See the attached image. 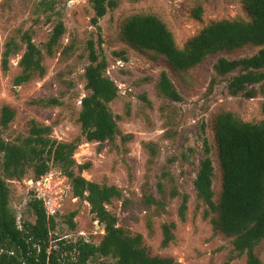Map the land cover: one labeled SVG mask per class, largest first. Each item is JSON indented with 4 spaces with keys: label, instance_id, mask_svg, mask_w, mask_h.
Masks as SVG:
<instances>
[{
    "label": "rangeland",
    "instance_id": "rangeland-1",
    "mask_svg": "<svg viewBox=\"0 0 264 264\" xmlns=\"http://www.w3.org/2000/svg\"><path fill=\"white\" fill-rule=\"evenodd\" d=\"M115 1L116 6L100 19V42L99 30L92 24L94 12L89 0H0V117L5 105L16 112L7 127L0 125L2 137L20 144L30 135L33 121L51 126L50 135L59 141L71 142L80 135V103L89 94L84 72L90 63L89 43L94 42L97 52L107 58L106 74L119 89L118 97L109 106L120 134L103 143L82 140L74 158L79 164L88 163L83 176L122 190V197L114 198L107 208L117 217L120 227L133 235L142 234L151 255L169 257L178 264H247L246 256L234 251L233 237L213 227L215 214L197 196L194 179L207 140L215 167L214 201L219 202L222 170L215 118L220 112H232L245 122L264 121V86L256 85L251 98L233 96L228 84L236 73L219 76L214 69L219 57H250L264 45L222 51L195 68L178 72L170 69L160 55L132 47L121 33L127 17L151 13L167 24L177 45L184 47L212 22L249 20L243 1ZM61 21L65 32L50 54L47 42ZM25 34H30L42 51L46 71L15 85V77L22 72L19 62L26 51ZM8 43L13 52L9 69L4 70L2 58ZM162 71L168 73L181 101L158 91ZM49 99L58 103H45ZM34 180L31 168L22 178H6L10 206L20 228L25 220L34 222L28 204L36 196L44 200L51 219L53 249L58 248L60 239L75 242L83 238L94 244L102 240L104 226L91 212L90 204L74 196L71 181L58 166L53 165L48 174ZM148 195L163 201L164 207L146 206ZM184 196L188 197V208L182 220L179 207ZM171 222L176 224L172 229L174 239L163 246V225ZM255 253L264 264V240L255 247ZM94 262L115 260L98 256Z\"/></svg>",
    "mask_w": 264,
    "mask_h": 264
},
{
    "label": "trees",
    "instance_id": "trees-1",
    "mask_svg": "<svg viewBox=\"0 0 264 264\" xmlns=\"http://www.w3.org/2000/svg\"><path fill=\"white\" fill-rule=\"evenodd\" d=\"M93 9L92 24L99 30L100 19L116 6L115 0H89ZM249 20H220L206 26L197 35L179 47L172 31L157 15L138 13L127 17L122 26V37L134 48L149 50L164 58L174 71L185 72L206 61L209 56L222 51H235L247 45H264V0H242ZM200 14V9L196 10ZM65 32L59 22L47 42L52 54ZM26 51L20 60L22 72L14 79L15 85L28 82L36 73L45 74L42 51L35 45L30 34L24 36ZM13 48L8 43L3 52L2 66L9 69V57ZM117 55H123V53ZM90 63L84 77L89 94L81 99L79 112L80 135L71 142L53 138L52 127L33 121L30 135L20 144L6 141L0 133V264H96L101 256L112 257L115 262L99 264H178L172 258L151 255L143 242L142 234H130L117 224V217L107 205L114 198L122 197V190L115 185H102L86 179L83 170L88 163L79 164L75 151L85 139L87 142L103 143L115 140L120 134L115 115L109 104L119 95L114 80L106 74L107 58L89 43ZM118 61H122L121 59ZM217 75L236 73L229 79L231 95L254 97L255 86H264V48L250 57L228 59L219 57L214 65ZM158 91L174 101L183 98L166 71L157 81ZM39 103H44L40 100ZM45 103L55 104L49 99ZM8 105L2 108L0 125L7 127L15 116ZM216 140L222 170V187L219 202L214 201L213 178L215 167L210 147L205 140L204 156L201 158L194 188L197 196L215 214L213 227L233 237L234 251L246 256L247 264H262L255 247L264 240V121L245 122L232 112L222 111L215 118ZM58 166L71 181L75 197L86 200L91 212L104 226L105 234L98 244L83 238L77 241L58 240V248L51 244L50 222L45 202L36 196L29 201L34 222L25 220L20 228L17 216L10 206V189L6 178H22L29 168L35 182ZM2 171V172H1ZM145 205L164 207V202L153 195L145 198ZM188 197L184 196L179 215L185 219ZM71 220V219H70ZM72 224V220L70 221ZM73 225V224H72ZM174 222L163 225V246L174 239ZM64 251L67 253L64 254ZM73 253V256L70 254Z\"/></svg>",
    "mask_w": 264,
    "mask_h": 264
},
{
    "label": "built area",
    "instance_id": "built-area-1",
    "mask_svg": "<svg viewBox=\"0 0 264 264\" xmlns=\"http://www.w3.org/2000/svg\"><path fill=\"white\" fill-rule=\"evenodd\" d=\"M122 61H118L119 64H121Z\"/></svg>",
    "mask_w": 264,
    "mask_h": 264
}]
</instances>
